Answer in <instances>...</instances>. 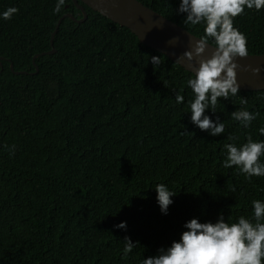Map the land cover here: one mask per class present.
<instances>
[{
  "label": "trees",
  "instance_id": "obj_1",
  "mask_svg": "<svg viewBox=\"0 0 264 264\" xmlns=\"http://www.w3.org/2000/svg\"><path fill=\"white\" fill-rule=\"evenodd\" d=\"M139 1L204 34L203 23L184 24L179 0ZM55 2L0 0V11L18 9L0 19V264H142L179 240L193 217L251 218V202L264 201V176L223 167L224 145L264 141V89L218 98L216 112L205 111L225 132L212 136L190 121L193 73L80 0L86 20L64 17L56 51L35 58V74H14L10 61L35 70L32 57L50 49L62 14L81 16L72 0L54 13ZM233 25L248 54L264 53V8H245ZM241 109L258 113L247 128L231 117ZM159 183L176 192L167 214L156 202ZM120 221L126 229L114 227ZM125 237L138 244L122 259Z\"/></svg>",
  "mask_w": 264,
  "mask_h": 264
},
{
  "label": "clouds",
  "instance_id": "obj_2",
  "mask_svg": "<svg viewBox=\"0 0 264 264\" xmlns=\"http://www.w3.org/2000/svg\"><path fill=\"white\" fill-rule=\"evenodd\" d=\"M67 0H56L53 12L60 13ZM264 8V0H179L176 11L183 13L184 24L193 26L204 24V34L193 45L192 51H185L183 56L192 60L195 54L199 57L209 45L213 51L207 58L199 59L198 67L187 79V86L192 90L193 99L189 101L190 121L202 131L212 136L225 132V125L217 117L211 119L205 110L216 112L218 98L228 100L240 91L236 79L237 57L248 56L247 38L235 28L233 19L242 14L244 9ZM18 12L15 6L0 11V19L9 20ZM152 65H159V56L149 58ZM248 70L250 66H244ZM256 74L260 67H251ZM175 102L181 104L184 97L175 94ZM241 104L246 99L241 97ZM258 113L246 109L233 111L231 117L244 128L249 127ZM264 135V128H260ZM230 140L235 137L229 136ZM13 145L9 152L14 151ZM226 158L223 167L235 166L240 173L250 179L253 176H264V141H253L251 136L246 142L237 146L234 143L224 145ZM156 202L162 214H167L171 199L176 195L163 183L154 188ZM252 217L239 216L235 222L227 223L222 214H218L215 222H199L193 217L186 221L185 231L180 233L179 240H173L167 248L158 249L156 255L143 258L142 264H264V201L253 200ZM115 228L126 229L125 221L114 225ZM122 259L136 247L138 242L124 238Z\"/></svg>",
  "mask_w": 264,
  "mask_h": 264
},
{
  "label": "water",
  "instance_id": "obj_3",
  "mask_svg": "<svg viewBox=\"0 0 264 264\" xmlns=\"http://www.w3.org/2000/svg\"><path fill=\"white\" fill-rule=\"evenodd\" d=\"M94 11L102 16L128 28L135 34L140 43L145 44L156 51L166 55L170 60L182 66L185 70L194 73L198 67L199 59L207 58L213 51V46L209 45L205 52L199 57L195 54L192 60H188L183 53L192 51L195 40L200 37L192 34L182 26L166 18L151 7L143 4L139 0H80ZM81 16L76 17L70 12L62 14L51 32L50 49L35 53L32 57V63L35 70L32 72L24 70H15L10 61L9 66L14 74H35L38 66L35 58L40 55L53 54L56 49L53 46V39L58 30L59 24L64 17H68L76 23H82L87 18V11L78 0H72ZM68 5L65 7L67 8ZM0 56V70L2 69ZM236 63L240 66L236 69V79L240 85V90H262L264 89V53L248 54L246 57H237ZM250 66L245 70L244 66ZM251 67H260L259 73H252Z\"/></svg>",
  "mask_w": 264,
  "mask_h": 264
}]
</instances>
